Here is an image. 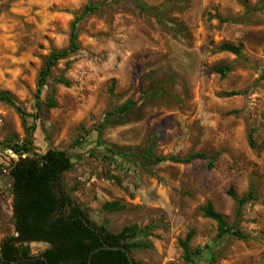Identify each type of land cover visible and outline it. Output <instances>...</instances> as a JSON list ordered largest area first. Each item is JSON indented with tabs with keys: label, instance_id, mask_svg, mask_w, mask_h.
Masks as SVG:
<instances>
[{
	"label": "rangeland",
	"instance_id": "374dc122",
	"mask_svg": "<svg viewBox=\"0 0 264 264\" xmlns=\"http://www.w3.org/2000/svg\"><path fill=\"white\" fill-rule=\"evenodd\" d=\"M79 17L39 111L41 74ZM0 91L24 112L0 102V245L16 236L10 170L52 149L70 158L65 189L95 225L146 230L129 240L146 246L138 264H264V0H0ZM198 153L213 167L156 162ZM208 204L231 234L219 237Z\"/></svg>",
	"mask_w": 264,
	"mask_h": 264
},
{
	"label": "trees",
	"instance_id": "16d2710c",
	"mask_svg": "<svg viewBox=\"0 0 264 264\" xmlns=\"http://www.w3.org/2000/svg\"><path fill=\"white\" fill-rule=\"evenodd\" d=\"M80 20V17L77 18L72 25L70 47L55 54L41 74L36 93V107L39 111L43 108L42 88L51 68L77 47V25ZM222 50L240 55L242 46L225 44ZM228 70L229 68H219L217 71L224 74ZM58 84L70 86V82L63 77L58 80ZM0 102L12 105L24 113L10 92L0 91ZM47 105L49 109L57 107L55 100H50ZM130 107L126 105L122 110L127 111ZM21 149L29 151L26 146ZM16 151L20 152L17 149ZM195 160H208L209 168L214 165L213 157L199 153L187 158L161 157L157 158L156 162L191 163ZM71 168L72 162L63 151L51 149L43 155L21 159L10 170L13 179L12 207L16 236L6 238L1 243L0 264H46L38 256L48 257L50 264H89L90 253L104 243L125 246L131 251L146 247L144 244L129 243L130 239L145 233L146 230L131 226L118 234H109L104 227L95 225L88 215L73 203L63 183V174ZM230 195L240 206L249 200L248 197L238 199L233 192ZM107 207L114 209L115 204H107ZM203 212L207 218L218 224L219 237L232 233V227L228 226L225 218L216 212L211 204L206 205ZM193 235V231L189 232L186 239L180 242L188 261H191L192 256L190 242ZM33 242L47 243L51 247L41 255L31 256L28 245ZM93 264H129V261L122 251L104 250L96 253Z\"/></svg>",
	"mask_w": 264,
	"mask_h": 264
},
{
	"label": "water",
	"instance_id": "95a60500",
	"mask_svg": "<svg viewBox=\"0 0 264 264\" xmlns=\"http://www.w3.org/2000/svg\"><path fill=\"white\" fill-rule=\"evenodd\" d=\"M104 250H110V251H122L126 254L129 264H136V260L133 256V252L125 247V246H121V245H115V246H111L109 244L104 243L102 246L94 249L89 256V264H93V259L94 256L96 255V253L100 252V251H104ZM39 259L43 260L46 262V264H50L49 263V259L46 256H38Z\"/></svg>",
	"mask_w": 264,
	"mask_h": 264
}]
</instances>
